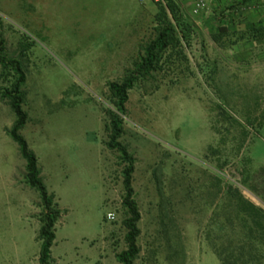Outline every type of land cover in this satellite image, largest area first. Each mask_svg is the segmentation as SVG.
Here are the masks:
<instances>
[{"label":"rangeland","instance_id":"rangeland-1","mask_svg":"<svg viewBox=\"0 0 264 264\" xmlns=\"http://www.w3.org/2000/svg\"><path fill=\"white\" fill-rule=\"evenodd\" d=\"M232 1L242 8L222 15ZM242 1L213 0L216 19L202 30L193 0L177 1L193 36L129 91L120 142L136 159L141 234L134 264H221L215 249L229 246L239 257L247 229L256 245L243 250L245 264H264V217L258 224L247 217L246 229L227 191L264 211V54L247 52L264 51V42L251 45L246 35L253 14L264 24V0ZM160 11L137 0H0L2 56L26 76L28 121L20 135L62 211L53 264H119L116 255L126 249L125 166L106 147L107 113L116 112L108 85L134 70L156 36ZM221 28L228 35L202 36ZM4 66L0 94L14 80V66ZM14 121L0 99V264H39L40 199L8 134Z\"/></svg>","mask_w":264,"mask_h":264},{"label":"trees","instance_id":"trees-1","mask_svg":"<svg viewBox=\"0 0 264 264\" xmlns=\"http://www.w3.org/2000/svg\"><path fill=\"white\" fill-rule=\"evenodd\" d=\"M246 1L247 0H243L241 5L246 4ZM160 7L161 11L158 15L160 23L155 29L156 36L142 49L143 53L141 54L139 61L135 63L134 70L128 73V75H126L121 82H111L108 85L116 112L109 110L107 113L110 121L106 126L107 131L109 132V140L106 143V147L109 150L117 151L119 153L120 161L125 166L122 171V176L124 189L123 206L127 213L126 218L123 221L126 229L124 237L126 249L116 255V259L119 264H134L140 254V248L137 241L141 234V230L138 226L141 220V212L135 198V190L133 187V175L135 172L136 159L129 149L120 142V138L122 137L124 131L123 116H126L127 113L126 104L129 99V91L133 89L134 85L138 81L150 76L157 69V67L161 65L163 56L167 51H175L180 47L181 42L189 41L193 29L192 25L181 16L178 10L179 7L174 0H168V10L171 13L173 21L169 20L167 17L166 9L162 6ZM226 28H221L217 35H220L221 32H227ZM246 35L253 37L254 41L261 40L264 42V26L254 28L252 30L250 29ZM0 44L2 46L3 41H0ZM1 46L0 62H2L5 66H14V80L12 84L3 89L0 94L1 101L5 102L10 107L15 116V121L12 128L8 130V134L18 145L20 155L25 162L26 184L31 189L38 192L40 199V213L38 217L40 223L38 231L40 251L38 263L53 264L51 249L56 238V225L62 215V211L58 208L54 196L47 190L41 176L36 155L29 149L27 142L20 135V130L24 128L28 121V115L22 108L26 99V93L23 90L26 76L20 69L19 62L16 60H8L6 56H2L4 49ZM168 58H170V54ZM227 191L234 200L233 202L238 209V213L240 214L239 219L242 225L247 229V217L252 218L253 222L258 224L256 220H260L264 217V211L245 200L242 194L233 187L230 186ZM227 221L228 223H231V220L228 219ZM222 228L225 229V225L220 226V229ZM247 230L248 231L243 235V239L240 243L239 248L241 252L239 257H233L230 254L229 246H226L220 251L215 249L221 264L247 263L243 257V250L248 246L250 248H255L256 245V239L253 235V231L251 229Z\"/></svg>","mask_w":264,"mask_h":264},{"label":"crops","instance_id":"crops-1","mask_svg":"<svg viewBox=\"0 0 264 264\" xmlns=\"http://www.w3.org/2000/svg\"><path fill=\"white\" fill-rule=\"evenodd\" d=\"M214 9L216 10L217 9V5L214 4ZM219 7V6H218ZM242 7H240L239 3L238 2H235V1H232V3L229 5L228 3L225 5V7L221 8L222 11H220V13L222 15L224 14H228L229 13H232L233 11L237 10V9H241ZM217 11V10H216ZM225 11V13H224ZM264 12V11H263ZM264 14V13H263ZM232 16V15H230ZM200 21L197 22V24L199 25V28L202 30L203 27L207 24V23H211L213 20L216 19L215 15L211 12V14L209 16H204V15H201L200 16ZM260 20H261V16L259 14H253L251 17H250V29H254V28H259V27H263L264 24L262 25L260 23ZM226 26H228V24H226ZM229 28V27H227ZM230 32V31H229ZM225 34V33H224ZM222 36V34H220ZM220 35H202L204 36L205 38L208 36V38L212 41L213 39H217L220 37ZM226 35H228V32H226ZM252 35V34H251ZM193 36V35H191ZM198 36V35H197ZM253 41V37L250 36V44L253 45L254 42ZM212 51H214L215 53L218 52V49L214 48L212 49ZM247 52H249L251 55H255V56H258V57H263V54H264V51L262 52H258L256 49H254V47H249ZM264 58V57H263ZM204 61V60H203Z\"/></svg>","mask_w":264,"mask_h":264},{"label":"built area","instance_id":"built-area-1","mask_svg":"<svg viewBox=\"0 0 264 264\" xmlns=\"http://www.w3.org/2000/svg\"><path fill=\"white\" fill-rule=\"evenodd\" d=\"M137 1L141 5H145L148 2H152L156 5H160V6L164 7V9H166V11L169 12L168 0H137ZM174 1L177 2V1H182V0H174ZM212 1L213 0H193L191 14L195 17H199L201 15L209 16L211 14L210 3ZM237 1H242V0H237ZM260 7L264 11V1L261 3ZM244 9L245 10L248 9L249 11H253L255 9V7L254 6H248V7H244ZM114 218H115V215L112 213H109L107 215L108 220H114Z\"/></svg>","mask_w":264,"mask_h":264}]
</instances>
